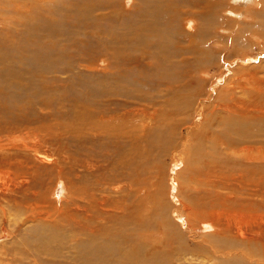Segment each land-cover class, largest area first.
Returning <instances> with one entry per match:
<instances>
[{
    "label": "bare ground",
    "instance_id": "1",
    "mask_svg": "<svg viewBox=\"0 0 264 264\" xmlns=\"http://www.w3.org/2000/svg\"><path fill=\"white\" fill-rule=\"evenodd\" d=\"M133 1L135 2L130 6L132 7L131 10L123 11L122 0H0V111L3 109L7 112H20L21 108H18L20 102L23 103L26 101L29 103L31 99L33 100L40 95L38 91H42V93H44L43 95H45V98L41 99L39 103L41 102L42 104L48 105L46 93L57 91L59 88V83L63 79V77H60L59 73L73 72L76 66H82L89 75L94 74L92 80L96 83V96L107 100H112L113 98L118 99L117 97H120L119 99L122 103H125V108L130 107L135 99L141 98L146 100V92L143 93L142 91L148 90L152 84L157 83L161 85L164 83L162 78L172 77L173 75H171V73L173 69H176V64H173V59H175L174 61L176 63L177 61L183 62L187 60L184 51L188 52L189 50V52H191V50L196 48V50L203 53L202 59L205 58L206 60L202 61L204 63L201 62L202 66L205 64L199 70L201 73L204 71V73H208L207 71H210L212 66L214 67L217 64L221 66V64L213 60L215 57L214 49L210 50L205 48L202 44H204L206 40L209 41L213 38L215 36V30L217 31L219 29L217 28L219 8L223 6L225 0ZM200 1L205 3L204 8L206 12L203 13L201 9H192L193 14H195L199 20L197 26L198 31L182 36L181 30L178 29L177 24L183 13L181 7L183 5H193ZM236 1L237 0H235V2ZM252 2V6L248 7L247 13L244 15L245 19H242L240 22L238 20L237 24L225 25L228 28L226 30L232 32L234 30L236 31V35L232 38L235 40L232 41L235 45V50L239 44L247 41L248 43L249 41L259 42L260 38H264V0H253ZM235 7L236 6L233 7L232 5L228 7L229 9L224 8L223 10L227 12H236L234 10ZM21 10H26V13H23ZM236 10H238L237 7ZM237 15H239L238 11L236 13V16ZM234 20L236 21L237 19ZM227 22L228 21L225 20V23ZM187 25L190 29L191 26H193L190 24ZM87 36H90L89 43L84 42ZM92 37L95 39H92ZM90 39L92 40L90 41ZM81 43H84L87 47H82ZM217 43H219V46H223L220 52L225 53L227 47L224 48L226 42L223 40V37L222 40L220 41L219 39ZM208 54L209 57H206ZM101 59H103L102 63H106L105 67L99 66L100 63H98L97 60ZM225 61L226 60H224V63H226ZM23 65H26V68H24ZM149 65L152 67L150 70H147ZM19 69L24 70L20 75L16 72V70ZM101 71H110L111 75L109 79L111 81H108L107 77L104 76ZM123 71L124 74L127 75L124 76V80L126 83L128 82L127 84L129 86H126L121 81ZM185 71L184 75L181 74L179 80H184L186 77V85L191 86L192 84L194 85V83L196 84V86L194 85L195 87L191 86L193 92L189 93L190 98L193 99L191 102H199L197 103V105H199L197 110H200L201 107V109H207L209 113H211V116L219 117L224 128V131L219 136H215L211 141V147L208 153L209 158L202 163L204 167H202L203 169L201 168L199 172L202 186L200 188L203 191L202 195L197 196L199 205H196L194 208L189 205L186 207V211L189 212L188 215L192 216V221L194 219H201L207 227H218L219 230L211 236L222 238L218 240L217 245L212 248L213 253L211 250L207 251L202 264H243L242 261L244 264H264V212H261L260 209L261 206L264 205V83H262V81H257L256 73H242V75H238L239 77H234L232 79L225 80L224 77V83L222 82L223 85L219 88L215 81L220 79L223 73L220 76L212 73L207 78L208 81L201 82L197 80V78H194L195 81L194 79H190L192 70L186 69ZM200 72L197 71L196 73L200 74ZM201 77L203 78V76ZM75 81L76 80H74V82ZM176 81L178 82V80ZM83 84L88 86L91 84V81H83ZM90 93L93 94L94 92ZM198 96H201V98L204 97L203 103L201 102L202 99H199ZM88 99H90V96H86V101ZM91 99L93 98L91 97ZM208 99L211 103H208ZM75 101L77 102L78 100L76 99ZM185 101H187V96L184 95L182 106H184ZM175 103L177 102L175 101ZM94 107V112H96V106ZM191 107L192 106H190V108ZM87 109L89 110V108ZM134 109L131 110L133 111ZM105 110L102 111L101 109L100 112H97L100 115H108L109 113H106L108 111L105 112ZM117 111L119 110L115 112ZM138 111L143 115L150 114V117L153 116V113H147L146 108L138 109ZM81 112L84 113L85 111ZM68 113L70 112L68 111ZM126 113L130 112L126 111ZM126 113H124V115ZM82 114L80 113V115ZM93 114L96 115V113ZM198 114L200 115L201 113ZM71 115L72 114H70V116ZM126 116L127 122L129 118H132L131 120L134 121L132 112ZM163 121L164 120L161 122ZM134 122H132V124ZM176 122H178V119ZM83 124L84 123L80 125L83 127ZM100 124L98 126H101ZM204 124L206 125V123ZM114 125L117 124L114 123ZM18 127L20 128V126ZM84 127H86V125ZM193 127L194 126H191L190 130H192ZM88 131L90 130L88 129ZM73 134L75 133H72V135ZM84 134H80V136L85 138ZM97 134H93V141H95V143L107 139L109 142H104L106 149L120 150L118 147L119 143L116 140L117 138H111L113 137L111 135ZM119 134L121 135V133ZM200 138L202 139V137ZM70 139H73V137ZM190 142L192 143V139ZM201 144L200 140V142L196 144L193 142V145H191L193 146L189 156L191 160H194V155L199 156L202 154ZM83 147H85V145ZM139 148L140 147H137V149ZM33 149L30 151H33ZM139 151H136V153L138 154ZM132 153L134 152L132 151ZM1 154L3 153L1 152ZM204 154L202 158H204ZM134 155L137 156L135 153ZM49 158L51 160V157ZM41 159L47 162L46 156ZM68 162L71 161L68 160ZM199 162H197V164ZM58 164L60 163L58 162ZM12 165L14 164L12 163ZM198 166L201 165L198 164L196 167ZM75 168L78 170L77 167ZM59 169L61 170V168ZM73 169L74 168L70 171ZM7 170L4 171L12 176V172ZM16 173L17 172H15V175ZM33 174L35 175V173ZM79 179L81 180V177ZM21 183L20 185L17 184L16 186L18 188L15 189H11L10 185L6 187L12 194L11 200H24L25 202H23L26 204L25 207L27 209L26 220L34 219L33 222H35V220L39 222L44 220L50 225V228L49 230L44 228H42V230L40 229L37 235H34V238H32L33 240H30V237L33 236L25 237L21 234L20 230H16L17 235L11 237L14 239L17 237V241L19 242L15 243L13 248L6 250L5 254L2 253L3 249L0 251V255L5 256V260L0 259V264H132L136 252L139 253V250H143L141 246H137V249L131 247L127 251H120L114 256L113 253L120 249V242L127 246L126 243L123 242L124 239L119 232H113V239L106 238L103 241H94V239L90 240L88 238H83L79 242L76 240L79 235L87 237L88 233L92 230L93 220L91 221V217H94V215L89 214V210L95 213L94 209L97 208V210L100 211L98 214L102 215L105 213L102 210L108 209L109 207L107 201L99 200L101 201L99 202L100 207H95L96 200L91 198L86 206L79 204L75 209L77 212L72 211L71 214H66V212H64V214L61 209L59 210L55 207L56 204L54 205L52 204L53 202L49 201L47 197V190H49V188L40 192L37 189H33L30 182L27 183L24 181ZM76 188L77 190L78 188L80 189V187ZM90 188L93 187L90 186ZM83 195L85 197L87 194ZM69 202L71 201L69 200ZM8 203L9 202H5L0 198V216L3 221L9 220L10 217V215H7V209H5ZM122 208L123 207L119 205H115L114 207L117 211H121ZM115 215H112L110 218L112 219ZM99 217H97V219ZM191 220L189 219L188 221L192 222ZM18 224H20V222ZM23 229H25V227ZM67 230L73 233L71 239H64V234ZM58 242L60 245L55 250L54 245ZM66 242H72L70 254L59 257L61 249L64 248ZM246 243L248 248L244 246ZM166 245L167 244H163V246ZM51 246L54 251H51ZM258 246L261 251L258 250ZM160 250L162 249L159 247L152 248L146 253L150 256L153 255L152 258L147 259V262L139 263L136 261L137 264H155L156 259L165 261L172 260L169 253L164 251L160 252ZM47 255H51L52 258ZM218 260L220 261L215 263Z\"/></svg>",
    "mask_w": 264,
    "mask_h": 264
},
{
    "label": "rangeland",
    "instance_id": "2",
    "mask_svg": "<svg viewBox=\"0 0 264 264\" xmlns=\"http://www.w3.org/2000/svg\"><path fill=\"white\" fill-rule=\"evenodd\" d=\"M252 1L253 0H237L235 2V0H225L223 6L219 8L220 17L217 13V28L219 29L217 31L215 30V36L209 40L211 42L206 40L202 45L203 47L210 50L214 49L213 51L215 52V57L213 60L214 62L216 61L217 63L221 64V66L217 64L214 67L212 66V69L207 71L208 73H204L205 71L201 73L199 70L205 65L203 64L202 66V63H204L202 61L206 60L205 58L202 59L203 53L199 50H196V48H194L196 51H184L187 60H184L183 62L177 61L176 63L174 61L175 59H173V64H176V69H173V72L171 73L173 76L162 78L164 83L161 85L157 83L152 84L148 90L142 91L143 93L146 92V100L141 98L135 99V101L132 102V105H130L128 108H125V103H122V101L119 99L120 97H117L118 99L113 98L112 100H107L105 98L96 96V83L94 80H92L94 78V74L89 75V73H87L82 66H76L73 72L59 73L60 77H63L62 81L59 83V90L57 89V91L46 93L48 105L42 104L41 102L39 103L41 99L45 98V95H43L44 93H42V91H38L40 95L33 99L35 103L32 99L29 103L26 101L23 103L20 102V106L18 107L19 109L21 108L20 112H7L2 109V111H0V157H2L0 158V198H2L5 202H9L6 206L7 208L5 207V209H7V215H10V217L9 220L3 221L2 217L0 216V251L3 249L2 253L5 254L6 250L13 248L15 246L14 244L19 242L17 241V237L15 239L11 237L17 235L16 230H20L21 234H23L25 237L33 236L30 237V240H33L32 238H34V235H37L40 229L42 230V228H44L49 230L50 228V225L44 220H42V222L37 220L33 222L34 219L26 220L27 209L25 207L26 204H24V200H11L12 194L6 187L10 185L11 189H15L18 188L16 186L17 184L20 185L22 184L21 182L26 181L27 183H31L33 189H37L40 192L44 191L46 188H49V190H47V197L49 201L53 202L52 204L54 205L56 204L55 207L59 210L61 209L63 213L66 212V214H71L72 211L77 212L75 210L76 207H78L79 204L86 206L91 198L96 200L95 207L99 206V202H101L99 200L108 202V209H101L107 214L103 212L104 214L99 215L98 213L100 211L97 210V208L94 209L96 214L91 212L92 210H89L88 213L94 215V217H91V221H94H92V230L90 231L91 233L89 232L87 237L79 235V237L76 238L78 242L83 238H88L90 240L94 239V241H103L106 238L113 239V232H119L124 239L123 242H125L127 246L120 242V249L119 251L113 253L114 256H116L120 251H127L131 247L137 249V246H141V249H143L139 250V253L136 252V255L133 257L132 264H137L136 261L139 263L147 262V259L152 258L153 255L150 256L146 253H148L154 247H159L162 249L160 252L164 251L169 253V256L172 258L171 261L156 259L155 264H158V262L159 264H202L207 251H212V248L217 245L218 240L222 238L211 236L219 230L218 227H207V225L205 226L203 220L201 219H194L192 221V216L188 215L189 212L186 211V207L189 205L194 208L196 205H199L197 196L203 194V191L200 188L202 186L199 172L201 168L204 167L202 166L204 165L202 163H204L209 158L208 153L211 147V141L215 136H219L224 131V128L219 117H215L213 115L211 116V113H209L207 109H201V107L200 110H197V108H199L197 103L199 102H191L193 99L190 98L189 93L193 92L192 87H195L196 84L194 83L195 86L192 84L191 87L190 85L185 84V79H187L186 77L184 80L179 79L181 78V74L184 75V71L189 69L192 70L190 79L197 78V80L201 82L208 81L207 78L212 73H215L217 76H220L223 73L222 77L215 81L217 87L219 88L224 83V77L225 80L230 78L232 79L234 77H239L238 75H242V73H256L257 81H262V83H264V38H260L259 42L249 41L251 44H249L248 41L239 44L235 50V45L232 42L235 40L232 38H234L236 35V31L234 30L232 32L230 30H226L228 28L225 26L227 24H237L238 20L240 22L242 19H245L244 15L247 13L248 7L252 6ZM134 2L135 1L133 0H122L123 11L131 10L132 7L130 6H132ZM232 5L233 7L236 6L238 8V10H236V7L235 9L233 8L236 12H227L226 10H223L224 8L229 9L228 7H231ZM204 6L205 3L200 1L193 5H183L181 7V9H183V13L179 19V23L177 24L178 29L181 30L182 36L188 35L189 33H196L198 31L197 26L199 20L197 16L193 14L192 9H201V11L204 13L206 12ZM21 11L26 13V10ZM237 11L239 15L236 16ZM233 18L237 20L235 21ZM225 20L228 22L225 23ZM187 24L193 25L191 26V29L188 28ZM222 37L226 42L224 48L227 47L225 53L220 52L223 46H219V43H217L219 39L220 41L222 40ZM89 38L90 36H87L84 39V42L89 43ZM93 38L94 37H92V39ZM92 39H90V41ZM81 45L82 47H87L84 43H81ZM198 52L201 53L197 54ZM206 57H209V54ZM103 59L97 60V62L100 63L99 66L105 67L106 63H102ZM224 60H226V63H224ZM23 66L26 68V65ZM151 67L152 66L149 65L147 70H150ZM23 71V69L16 70L18 75L22 74ZM197 71L200 72V74L196 73ZM101 73L107 77L108 81H111L109 79L111 75L110 71H101ZM121 76L122 83L126 86H129L127 84L128 82L126 83L124 80V76H127L124 74V71ZM201 76H203V78ZM74 80L76 81L74 82ZM88 80L91 81V84L85 86L83 81ZM176 80H178V82ZM90 92L94 93L92 94ZM184 95L187 96V101H185L184 106H182L181 104ZM86 96H90V99L87 101ZM91 97L93 99H91ZM198 98L202 99L201 102L204 99V97L201 98V96H198ZM76 99L78 100L77 102L75 101ZM175 101L177 103H175ZM208 103H211L209 99ZM189 104L192 106L191 108ZM94 106H96V112H94ZM87 108H89L90 112ZM144 108H146L147 113H153V116L150 117V114L143 115L138 111V109ZM101 109L102 111L106 109L105 112L108 111L106 113L111 115L101 114V116L98 114ZM131 109L134 110L132 111ZM116 110L119 111L115 112ZM68 111L70 113H68ZM81 111L85 112L83 113ZM126 111L130 113L132 112V116H134L133 120L135 122L131 120L132 118H129L130 121L128 120L127 122L126 115L130 113H126ZM80 113H83L82 115L84 116L80 115ZM93 113H96V115ZM124 113L126 114L124 115ZM198 113L201 114L199 115ZM70 114L72 115L70 116ZM177 119L178 122H176ZM116 120L119 121L117 122ZM162 120L164 121L161 122ZM112 122L117 125H114ZM132 122H134V125ZM82 123H84L86 127H84V124L82 127V125H80ZM98 123H101V126H98ZM204 123H206V125ZM18 126H20V128ZM191 126H194L192 129L193 131L190 130ZM87 128L90 131H88ZM72 133L75 134L72 135ZM119 133H121V135ZM80 134H84L85 138L80 136ZM93 134L111 135L113 136H110L111 138H117L116 140L119 143L118 147L120 150L110 148L106 149L104 142H109L107 139L95 143V141H93ZM199 136L202 137V139ZM72 137L76 140L74 139L73 141V139H70ZM191 139L192 143L190 142ZM200 140L202 143L201 146L203 152L201 155L196 152L199 156L194 155L196 159L194 158V160H191L189 157L192 151L191 148H193L191 145H193V142L194 144L200 142ZM69 142H72L71 144L73 145H71ZM78 144L81 145L79 146ZM96 144L99 145L97 146ZM84 145L85 147H83ZM128 146L132 147L129 148ZM137 147L140 148L137 149ZM32 149L33 151H30ZM132 151L137 156H135ZM136 151H139V153L137 154ZM1 152L3 154H1ZM203 154L204 158H202ZM44 156H46L47 162L41 159ZM49 157H51L52 161ZM68 160L71 162H68ZM19 161L22 162L20 163ZM58 162L60 164H58ZM197 162H199L198 164L201 166L196 167L198 165ZM12 163L14 165H12ZM75 167H77L78 170ZM59 168H61V170ZM72 168L74 169L70 171ZM7 169L12 172V176L8 174V172H5ZM15 172H17V177ZM33 173H35V175ZM85 174L88 177H86ZM78 177H81V180ZM90 186L93 188H90ZM76 187H80V189L78 188L77 190ZM83 194L87 195L84 197ZM68 199L71 202H69ZM115 205H119L124 209L122 208L121 211H117V209H114ZM260 209L261 212H264V205L261 206ZM112 215H115V217L111 219L110 217ZM97 217L99 218L97 219ZM189 219L192 222H189ZM19 222L20 224H18ZM24 227L27 231L23 229ZM27 232L32 235H29ZM69 232L70 231L67 230V232L64 234V239H71L73 233ZM239 242L241 241L239 240ZM66 243L64 248L61 249V254L59 257L70 254L72 242ZM163 244L167 245L163 246ZM59 245V242L56 243L54 245V249L56 250ZM244 246L245 248H248L247 243ZM258 250H260L259 246ZM51 251H54L52 246ZM47 256L52 258L51 255ZM0 259L5 260V256L0 255ZM219 261L220 260L216 261L215 263H218ZM242 263L244 264L243 261Z\"/></svg>",
    "mask_w": 264,
    "mask_h": 264
}]
</instances>
